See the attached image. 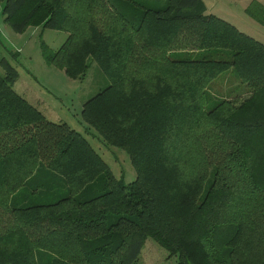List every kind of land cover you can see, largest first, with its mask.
I'll list each match as a JSON object with an SVG mask.
<instances>
[{
	"label": "trees",
	"instance_id": "1",
	"mask_svg": "<svg viewBox=\"0 0 264 264\" xmlns=\"http://www.w3.org/2000/svg\"><path fill=\"white\" fill-rule=\"evenodd\" d=\"M0 3L16 33H68L58 50L41 49L70 78L95 60L110 84L82 118L137 174L118 178L83 132L17 92L19 73L1 60L0 264H135L148 238L173 264H264L262 41L203 0ZM247 13L264 25V3ZM231 68L249 91L207 109L209 86ZM44 168L67 189L38 190Z\"/></svg>",
	"mask_w": 264,
	"mask_h": 264
},
{
	"label": "rangeland",
	"instance_id": "2",
	"mask_svg": "<svg viewBox=\"0 0 264 264\" xmlns=\"http://www.w3.org/2000/svg\"><path fill=\"white\" fill-rule=\"evenodd\" d=\"M227 1L220 0L215 3H219L218 8H223L226 12H228L226 6L239 7L236 4L232 6ZM204 5L207 12L206 4ZM2 10L3 4L0 3V72L7 71L1 60L9 61L19 73L14 83L17 92L29 98V101L48 119L55 122H67L83 132L110 164L118 178L124 176L127 183L134 181L137 174L127 152L106 143L81 115L83 104L110 84L95 60L92 57L89 58V70L83 79L70 78L64 70L48 64L41 49V42L44 41L53 51L58 50L66 41L68 33L44 28L42 25H32L25 32L16 33L5 23ZM249 28L258 35L257 28L248 25L247 29ZM248 91L249 88L231 68L223 72L209 86L207 109H211L222 98H244L243 95ZM38 179L41 180L40 186H37L38 190L62 193L67 189L65 181L57 174L53 175L47 168L42 170ZM31 188L26 187L23 192L30 193ZM30 199L32 203L43 202V196H39L38 193H33ZM168 256L169 253L164 247L153 238H148L142 248L139 261L135 264H173L176 257L169 259Z\"/></svg>",
	"mask_w": 264,
	"mask_h": 264
},
{
	"label": "crops",
	"instance_id": "3",
	"mask_svg": "<svg viewBox=\"0 0 264 264\" xmlns=\"http://www.w3.org/2000/svg\"><path fill=\"white\" fill-rule=\"evenodd\" d=\"M203 1H204V3L206 4V7H207V12L206 13L214 14L216 16H219V17L225 19L226 21H228V22L232 23L233 25H235L241 31L253 36L254 38H256V39H258V40H260V41H262L264 43V25L258 23L255 19H253L247 13V8L249 7V5L251 4V2L253 0H233V1L232 0H228L227 2H229L230 5L233 6V5L236 4L237 6H239L238 8H230V7L226 6V8H227L226 10L228 12L223 11V10H225L223 8L222 9L218 8V6H219L218 4L219 3H215V1L219 2L220 0H203ZM222 1H224V0H222ZM257 1H259L261 3H264V0H257ZM240 10H242V11H240ZM240 22H242L243 24L240 23ZM248 25L251 26V27L257 28L258 29L257 30L258 35L253 33L252 29H250V28L247 29ZM27 99L29 100V98H27Z\"/></svg>",
	"mask_w": 264,
	"mask_h": 264
}]
</instances>
